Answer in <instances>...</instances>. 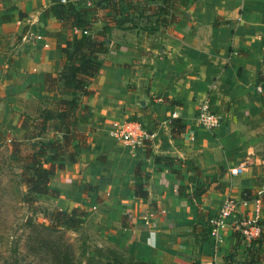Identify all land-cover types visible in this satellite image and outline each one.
Instances as JSON below:
<instances>
[{
  "label": "crops",
  "instance_id": "obj_1",
  "mask_svg": "<svg viewBox=\"0 0 264 264\" xmlns=\"http://www.w3.org/2000/svg\"><path fill=\"white\" fill-rule=\"evenodd\" d=\"M76 1L0 4V146L6 155L9 142L21 135V117L33 118L58 99L57 93L46 91L43 79L58 73L60 49L79 35L62 29L44 12L54 2ZM185 4L177 21L166 28L152 35L135 29L134 36L160 44L149 60V99L143 100V107L136 104L141 100L136 87L144 62L139 51L152 44H137L123 27L111 29L110 35L117 38L109 40L107 53L101 55L103 64L91 81L87 120L76 125V131L86 135L88 148L79 149L74 143L75 161L63 157L64 168L49 183L58 193L51 203L62 211L82 208L88 233L145 264H242L249 242L236 225L252 218L253 199L242 200L241 192L249 190L251 197L260 198L264 185L259 190L242 177L243 171L252 173V166H245L238 176L229 175L233 167L254 159L233 117L240 100L264 103L259 83L264 76V0H185ZM143 17L139 20L153 26V17ZM99 26L93 24L94 29ZM204 101L224 118L211 133L195 122ZM147 110L153 111L161 134L148 146H128L110 136L113 129L137 121ZM172 118L184 125L178 140L170 139L167 124ZM161 156L192 160L208 185L202 195L192 201L187 195L191 185L180 192L189 173L180 165L154 159ZM136 167L145 199L132 193ZM224 198L234 200L236 209L216 243L208 235L209 220ZM148 214L152 217L145 222ZM263 215L264 202L260 219Z\"/></svg>",
  "mask_w": 264,
  "mask_h": 264
},
{
  "label": "trees",
  "instance_id": "obj_2",
  "mask_svg": "<svg viewBox=\"0 0 264 264\" xmlns=\"http://www.w3.org/2000/svg\"><path fill=\"white\" fill-rule=\"evenodd\" d=\"M3 1L0 0V3ZM106 1L94 4L96 10L100 6L99 12L77 8L75 2H54L45 10L44 14L53 17L62 29L75 30L79 35L74 34L66 46L60 49L62 61L58 73L55 76L46 74L43 79L46 91L57 93L58 99L50 108H42L33 118L21 117V135L9 142L10 151L4 162L6 170H17L16 174L13 172V177L23 189L20 202L29 214L23 221V227L28 231L26 249L34 255L44 254L49 264H145L110 246H86L88 238L84 235L79 238V259H74L73 247L64 233L79 232L84 223L85 211L78 207L62 211L54 206L38 205L39 197L48 201L58 197L49 183L54 174L64 168L63 157H67L70 162L75 161L76 152L72 145L76 143L79 149L88 148L86 135L76 131V125L87 120L86 101L93 94L90 89L91 81L103 64L101 55L108 51L105 40L109 42L111 29H121L126 23L127 13L132 10L138 18H142L144 13L147 15L143 18H154L153 26L141 30L152 35L175 23L186 5L185 0H110L104 5ZM96 22L100 26L94 31L93 24ZM159 48L160 44L156 42L147 51H139L144 62L141 64L140 81L136 87L138 99H149L148 86L152 68L149 60ZM259 83L261 99L264 101V76L259 77ZM137 122L146 134H154L155 138L161 136L153 111L147 110ZM167 127L171 140H178L184 132V125L178 118L170 119ZM143 144L148 146L150 142L144 141ZM146 155L150 156L149 150ZM154 159L167 166L180 165L189 173L187 185L183 190L180 188V192L191 185L187 195L192 201L200 197L208 186L206 180L203 181L198 175V168L192 160L162 156ZM98 160H102V157ZM246 191L241 192V199H254V196L245 197ZM132 193L138 199H145L147 196L137 167L134 170ZM260 201L263 204L264 194L260 196ZM37 217L44 224L36 222ZM256 224L259 227L258 237L250 241L249 248L244 250L242 264H261L264 261V215ZM121 225L125 226L123 221Z\"/></svg>",
  "mask_w": 264,
  "mask_h": 264
},
{
  "label": "rangeland",
  "instance_id": "obj_3",
  "mask_svg": "<svg viewBox=\"0 0 264 264\" xmlns=\"http://www.w3.org/2000/svg\"><path fill=\"white\" fill-rule=\"evenodd\" d=\"M110 0L104 2V5ZM5 2V0L3 1ZM2 3V2H1ZM0 3V4H1ZM77 8L94 9L95 12L100 11V6L95 9L94 4H88L87 0H77L75 2ZM103 6V5H102ZM135 12L132 10L127 13L126 23L123 25V31H128L130 35L134 36L136 30H142V28L148 27L146 22L140 21L136 17ZM122 16V15H120ZM120 18V17H119ZM94 29V28H93ZM97 28L94 29L96 31ZM137 44L147 42L149 44L156 43L155 41L142 40V37H136ZM117 36L112 37L109 34V40L111 41ZM149 49V47H146ZM144 51H146L144 49ZM150 59H152L150 57ZM219 116V124L223 123L224 118ZM233 120L235 125L239 128L240 135L244 138L243 144L247 149H251L250 154L253 153L252 160H246L245 166H252L253 171H243L241 174L243 178L248 179V182H253V186L261 188L263 190L264 185V103L260 101H254L252 99L240 100L238 112L234 115ZM137 122V121H135ZM138 123V122H137ZM139 124V123H138ZM155 138V137H154ZM179 146L178 143H175ZM6 151L0 146V264H49L47 256L44 254L37 255L32 254L26 249V239L28 231L23 227V221L29 215L25 206L20 202V197L23 193L22 187L17 183V179L13 177L17 173V170L10 172L5 168ZM48 164L49 160H46ZM251 163V164H250ZM221 173V174H220ZM224 172H217L222 176ZM245 197H251L250 192L246 191ZM52 201H48L43 197L38 198V205L44 207L53 206ZM38 218V219H37ZM35 218L38 223H43L39 217ZM44 224V223H43ZM84 235L88 239L86 246H92L103 243L99 241L94 235L88 233V231L82 226L79 232L72 233L66 232L64 236L73 247L74 259H79L78 245L79 238Z\"/></svg>",
  "mask_w": 264,
  "mask_h": 264
},
{
  "label": "built area",
  "instance_id": "obj_4",
  "mask_svg": "<svg viewBox=\"0 0 264 264\" xmlns=\"http://www.w3.org/2000/svg\"><path fill=\"white\" fill-rule=\"evenodd\" d=\"M88 4H95L102 2L104 0H87ZM63 2V1H61ZM195 122L199 128L207 133H211L219 126V116L209 109L208 103L206 101L202 102L197 109L195 116ZM116 141L121 144L128 146H138L143 144L144 141H150L154 139L155 135L146 134L140 127V125L135 121H125L120 126L116 127L110 133ZM245 167V164H239L229 170L230 176H238L240 172ZM247 202H242V206H245ZM236 209V203L230 198H224L217 213L209 220V238L213 242H220L221 231L225 228L226 220L228 217L232 216ZM152 214H148L143 217L146 222L150 219ZM261 217V201L257 197L252 200V218L250 220H243L237 222L236 229L241 234V236L248 242L256 239L259 234V227L257 222Z\"/></svg>",
  "mask_w": 264,
  "mask_h": 264
},
{
  "label": "water",
  "instance_id": "obj_5",
  "mask_svg": "<svg viewBox=\"0 0 264 264\" xmlns=\"http://www.w3.org/2000/svg\"><path fill=\"white\" fill-rule=\"evenodd\" d=\"M105 45L107 46L108 45V41L105 40ZM136 104L139 106V107H143L144 106V101L143 100H138L136 101Z\"/></svg>",
  "mask_w": 264,
  "mask_h": 264
}]
</instances>
